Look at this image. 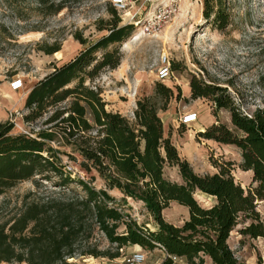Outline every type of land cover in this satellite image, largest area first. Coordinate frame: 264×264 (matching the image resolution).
I'll return each mask as SVG.
<instances>
[{"label":"trees","instance_id":"trees-1","mask_svg":"<svg viewBox=\"0 0 264 264\" xmlns=\"http://www.w3.org/2000/svg\"><path fill=\"white\" fill-rule=\"evenodd\" d=\"M46 1L37 0V4L41 7ZM202 4V16L208 23L219 30L227 27V0H202ZM48 7H52L48 13H56L61 4ZM110 14L106 34L69 61L54 66L26 94L24 121L47 114L45 128L35 134L27 130L14 134L12 122L0 121V194L16 182L34 179L38 183L35 176L45 181L56 176L59 181L55 185L61 187L74 181L61 163L60 150L51 145L60 136L80 155L79 166L85 173L95 171L107 189H117L123 199L142 202L155 229L124 219L106 189H96L77 177L75 181L85 192L80 199L23 194L20 205L0 222V262L67 264L66 257L78 252L97 257L100 252L95 246L81 249L78 244L81 234L85 231L88 237L96 226L119 248L126 244L160 248L165 254L161 264H174L173 256L185 259L187 264H204L203 256H208L212 264H242L229 245L231 231L243 220L248 222L239 228L241 235L264 237V224L257 210V201H264V104L245 113L225 87L191 79V97H208L216 110L229 111L232 125L213 123L198 132V137L237 147L239 166L251 172V185L244 189L226 166L219 165L218 171L211 174H197L180 156L158 114L173 97L170 87L155 83L154 95L138 99L134 118L129 120L119 112L106 110L99 90L84 84V75L93 77L101 68L118 66L120 53L115 45L135 27L132 23L121 25L114 7H110ZM75 37L86 44L80 35ZM42 50L57 53L59 45ZM164 166H176L182 181L166 179ZM196 192L211 197L212 204L202 206L194 197ZM6 202H1L0 209ZM171 202L188 209V217L180 225L165 221L161 215ZM121 223L125 231L119 233L116 230ZM119 255L117 251L109 253L112 259Z\"/></svg>","mask_w":264,"mask_h":264},{"label":"rangeland","instance_id":"rangeland-1","mask_svg":"<svg viewBox=\"0 0 264 264\" xmlns=\"http://www.w3.org/2000/svg\"><path fill=\"white\" fill-rule=\"evenodd\" d=\"M124 1L126 11H117L121 25L130 21L134 14L137 25L145 15L152 18L153 25L148 32H143V28L141 30V24L134 27L123 42L115 45L120 53L118 66L114 69L101 68L93 77L84 75V84L99 90L106 110L119 112L129 120L134 118L136 101L154 95L155 83L161 82L170 87L173 97L166 109L159 110L158 114L180 156L189 162L194 172L201 175L217 172L219 165L226 166L234 180L248 189L251 172L240 168L239 149L231 144L198 137V132L213 123H224L231 127L229 111L222 108L216 110L208 97L192 98L190 81L195 77L225 87L234 103L245 113H251L264 104V0H227L230 22L222 30L203 18L202 0ZM50 4H61V9L48 13L52 10V7L47 8ZM110 7H114L112 0H47L41 7L37 0H0V97L11 101L7 103L8 107L0 106V109L5 111L4 121H9L10 110L17 112V124L13 123L12 133L27 130L35 134L46 127L43 121L47 114L30 122L24 121L27 110L22 100L30 88L50 73L54 66L69 61L80 50L106 34V25L111 19ZM76 35L86 40V44L80 43ZM52 44L59 45L57 53L47 54L42 50ZM164 53L170 57L173 74L170 79L159 81L157 68ZM100 54L97 52V56ZM14 77L21 78L24 84L23 89L15 92L9 87ZM11 105L13 108L9 107ZM185 111H196L197 121L190 125L180 124L178 117ZM51 145L60 150L61 163L65 165V170L71 172L74 181L65 187L55 185L59 181L56 176L49 181L35 176L38 183L34 179L16 182L12 188L0 194V204L7 200L0 209V222L20 205L21 197L27 192L43 197H84L85 192L75 181L79 177L96 189H106L114 198L112 204L124 214V219L135 220L150 230L155 229L153 218L142 202L123 199L117 189H107L95 171L85 173L79 166L82 160L80 155L70 145L64 144L60 136ZM163 175L171 181H182L176 166H164ZM194 197L202 206H209L213 202L211 197L200 192L194 193ZM257 210L264 224L263 200L257 201ZM161 215L165 221L180 225L188 217V209L171 202ZM87 222H90L89 218ZM247 222L240 220L231 231L229 245L242 264H258V259L264 264V237L251 238L238 231ZM116 231H125L124 225L121 223ZM85 236L84 231L78 239L80 248L95 246L100 255L94 257L78 252L66 257L67 264H101L112 259L109 253L117 251L121 256L139 248L135 246L137 244H126L120 250L96 226L91 235ZM140 248L146 254L143 264H161L165 257L160 248ZM174 264L187 262L181 259Z\"/></svg>","mask_w":264,"mask_h":264},{"label":"built area","instance_id":"built-area-1","mask_svg":"<svg viewBox=\"0 0 264 264\" xmlns=\"http://www.w3.org/2000/svg\"><path fill=\"white\" fill-rule=\"evenodd\" d=\"M112 5L115 7L117 11H123V12L126 11L127 4L125 3L124 0H112ZM135 16L136 14L132 15L131 20L127 21L126 23H132L135 25V27L141 24V30L143 28L142 30L143 32H148L151 29V26L153 25L152 18L145 15V18H143L142 20V17H141V23L137 25V22H135L134 20ZM172 74H173V71L171 68L170 57L168 54L164 53L161 56L160 65L157 68V79L159 81H165V80L170 79L172 77ZM9 87L12 91H19L24 88L23 80L21 78L14 77L9 82ZM8 115H9L8 116L9 121L17 124L15 122L17 112L10 110ZM197 119H198V114L196 111H185L181 113L178 117L179 123L183 125H190L194 123L195 121H197ZM145 260H146V254L143 251V249L139 248L136 250H132L129 253L122 254L119 257L108 259L102 262L101 264H143ZM172 260L173 262H180L181 258L173 256Z\"/></svg>","mask_w":264,"mask_h":264},{"label":"crops","instance_id":"crops-1","mask_svg":"<svg viewBox=\"0 0 264 264\" xmlns=\"http://www.w3.org/2000/svg\"><path fill=\"white\" fill-rule=\"evenodd\" d=\"M13 92H15V91H13ZM3 95L5 96L7 94H3ZM22 102H24V101L22 100ZM7 103H11L10 99L9 100H5L4 97H0V106H1V108H3V106L8 107L9 104H7ZM9 107L13 108L12 105L9 106ZM4 120H5V111L3 109H0V121H4ZM135 246H137V245H135ZM138 247L140 248V246H138ZM139 248H134V249L136 250V249H139ZM203 258H204V264H212V262H211V260H210V258L208 256H203Z\"/></svg>","mask_w":264,"mask_h":264},{"label":"bare ground","instance_id":"bare-ground-1","mask_svg":"<svg viewBox=\"0 0 264 264\" xmlns=\"http://www.w3.org/2000/svg\"><path fill=\"white\" fill-rule=\"evenodd\" d=\"M135 39H137V36L135 37Z\"/></svg>","mask_w":264,"mask_h":264}]
</instances>
